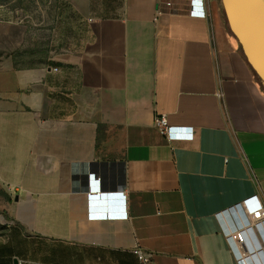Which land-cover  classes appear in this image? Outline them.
Here are the masks:
<instances>
[{
    "label": "crops",
    "instance_id": "obj_1",
    "mask_svg": "<svg viewBox=\"0 0 264 264\" xmlns=\"http://www.w3.org/2000/svg\"><path fill=\"white\" fill-rule=\"evenodd\" d=\"M191 1L67 0L45 60L0 63L10 264H239L219 213L264 201V87L219 0Z\"/></svg>",
    "mask_w": 264,
    "mask_h": 264
},
{
    "label": "rangeland",
    "instance_id": "obj_2",
    "mask_svg": "<svg viewBox=\"0 0 264 264\" xmlns=\"http://www.w3.org/2000/svg\"><path fill=\"white\" fill-rule=\"evenodd\" d=\"M66 2L0 0V63L9 58L21 65H33L45 60L53 48L51 36L54 23L62 17ZM219 7L222 20L227 24L220 0ZM5 193L0 185V243L15 242L16 237L9 231V217L4 207L7 203ZM31 244L27 246L28 255L25 257L30 261L33 259Z\"/></svg>",
    "mask_w": 264,
    "mask_h": 264
},
{
    "label": "built area",
    "instance_id": "obj_3",
    "mask_svg": "<svg viewBox=\"0 0 264 264\" xmlns=\"http://www.w3.org/2000/svg\"><path fill=\"white\" fill-rule=\"evenodd\" d=\"M189 14L202 17L206 15L200 0L191 1ZM154 124L160 133L170 140L186 138L183 131L185 127L171 125L166 113H157L154 116ZM108 195L109 200H120L119 198L122 197L120 192H109ZM219 215H232L233 217L232 225L224 226L223 231L238 263L264 264V201L258 193H253L243 201L220 212ZM112 216L116 214L111 211H88L89 218L107 219ZM133 252L140 261L149 260L139 247H135ZM17 264H23V261L18 259Z\"/></svg>",
    "mask_w": 264,
    "mask_h": 264
},
{
    "label": "water",
    "instance_id": "obj_4",
    "mask_svg": "<svg viewBox=\"0 0 264 264\" xmlns=\"http://www.w3.org/2000/svg\"><path fill=\"white\" fill-rule=\"evenodd\" d=\"M230 32L264 87V0H220ZM90 201L108 205V194L90 195ZM91 205V204H90ZM89 207V206H88ZM14 258V264H17Z\"/></svg>",
    "mask_w": 264,
    "mask_h": 264
},
{
    "label": "trees",
    "instance_id": "obj_5",
    "mask_svg": "<svg viewBox=\"0 0 264 264\" xmlns=\"http://www.w3.org/2000/svg\"><path fill=\"white\" fill-rule=\"evenodd\" d=\"M9 250L7 248H0V253L4 254L5 252L9 253L8 252ZM5 256H0V264H10V262L12 261V256L11 255H7L6 258H4Z\"/></svg>",
    "mask_w": 264,
    "mask_h": 264
}]
</instances>
